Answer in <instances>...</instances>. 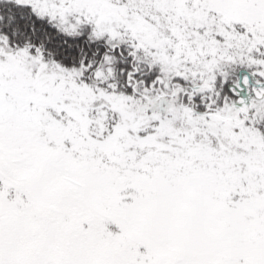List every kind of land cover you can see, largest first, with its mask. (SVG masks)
Masks as SVG:
<instances>
[{
    "label": "snow or ice",
    "instance_id": "obj_1",
    "mask_svg": "<svg viewBox=\"0 0 264 264\" xmlns=\"http://www.w3.org/2000/svg\"><path fill=\"white\" fill-rule=\"evenodd\" d=\"M0 264H264V0H0Z\"/></svg>",
    "mask_w": 264,
    "mask_h": 264
}]
</instances>
